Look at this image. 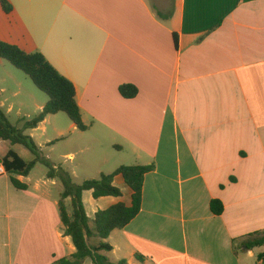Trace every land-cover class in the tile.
Masks as SVG:
<instances>
[{"label": "crops", "instance_id": "crops-1", "mask_svg": "<svg viewBox=\"0 0 264 264\" xmlns=\"http://www.w3.org/2000/svg\"><path fill=\"white\" fill-rule=\"evenodd\" d=\"M8 1L10 14L0 3V40L42 53L70 80L89 127L58 130L52 150L60 141L73 161L98 156L105 145L103 157L80 162L87 180L114 173L123 165L114 153L125 149L136 165L156 166L145 178L140 214L107 240L108 258L264 264V247H245L249 235L264 231V0ZM5 82L0 76L4 111ZM127 84L139 90L133 100L119 93ZM10 151L34 159L25 147L0 140V162ZM59 165L53 161L80 185L77 166ZM33 170L17 177L27 191L8 174L0 177V264H54L76 252L60 218L59 180L45 173L33 181ZM119 183L121 198L85 193L89 217L131 204V189L121 176ZM215 199L224 205L221 216L211 212Z\"/></svg>", "mask_w": 264, "mask_h": 264}, {"label": "trees", "instance_id": "trees-1", "mask_svg": "<svg viewBox=\"0 0 264 264\" xmlns=\"http://www.w3.org/2000/svg\"><path fill=\"white\" fill-rule=\"evenodd\" d=\"M246 2L256 0H245ZM1 7L6 14L13 10L8 0H1ZM6 61L17 70L26 74L38 90L48 97L43 111L30 121L24 120L22 128L11 124L9 117L0 105V140L8 141L12 145H21L27 148L34 156L30 162L23 160L14 151H10L2 159L12 185L22 191H27L28 185L17 177H28L37 164L41 163L48 169L49 179H58L62 182L64 191L59 201V212L64 227V234L70 237L76 252L68 257L56 261L54 264H83L91 259L93 264H127L125 260L111 261L107 254L112 252V246L107 242L110 235L116 230H123L141 212L143 203V187L146 176L156 168L150 165H122L114 173L102 174L99 179L86 180L80 185L72 182L70 175L61 168L44 161L41 148L26 134L27 131L37 129L48 116L64 113L81 132L89 127L82 120L81 109L76 101L74 84L54 68L47 58L40 52L26 53L19 47L7 44L0 40V62ZM122 98L135 99L139 90L134 85H122L119 88ZM117 176H121L131 189V204L118 203L105 210H98L94 217H89L84 200L85 193H90L94 200L102 198H121L122 192L114 185ZM234 180V179H233ZM70 199V206L66 201ZM211 212L221 216L224 205L220 200H212ZM248 250L264 247V231L248 236L245 242ZM139 261L144 257L137 255Z\"/></svg>", "mask_w": 264, "mask_h": 264}, {"label": "rangeland", "instance_id": "rangeland-1", "mask_svg": "<svg viewBox=\"0 0 264 264\" xmlns=\"http://www.w3.org/2000/svg\"><path fill=\"white\" fill-rule=\"evenodd\" d=\"M0 76L6 79V82L1 85L6 88V93L2 95L1 99L5 102V111L9 112L8 114H6L9 117L12 125L18 128H22L25 123L24 120L30 121L41 113L37 109V106L43 103H47L49 99L46 94L36 88V86L26 74L17 70L6 61L2 66H0ZM15 91H19L21 93L19 97H14ZM71 124L72 122L70 121L68 116L64 113H60L48 122L40 124L37 129L27 131L26 134L34 140L37 146L41 148V156L44 161L48 162L51 165H53V161H59V166L64 169L69 168L70 166H77L80 171V173L78 174L79 180H77V182H81L79 184H82L87 179L83 174V172L86 171V168L84 169L82 165L80 166V162L86 160L89 161L91 159L97 160L99 159L98 157H103V152H106L108 149L105 145H102V147L96 149L98 156H91V154H88L84 155L83 159H80V157L77 156L73 161L65 158V155L68 153V147L60 141L56 143V147L54 148V150H52V145L50 144L55 142L56 140H60L61 138L58 130L62 132H69L68 129ZM88 135L89 137L90 135L91 137L94 135L97 136V133L91 132V134ZM29 153L31 152L29 151ZM114 155V162L117 161L119 164L136 165L138 164L137 162H139L137 161L138 159L132 154V152L127 149L119 154L114 153ZM65 162H67V164ZM45 173H48V169L43 164L39 163L33 170L31 178L33 181H35ZM87 173H91L89 169ZM117 187L122 192H124V188L121 187L120 183ZM54 189L56 192V196L60 198L61 194L64 191L63 184L60 180L58 181V186H56ZM107 201L109 200H105L104 202L107 203ZM125 201L130 202V197H127V195H125ZM66 204L67 206H70V199L66 201Z\"/></svg>", "mask_w": 264, "mask_h": 264}, {"label": "built area", "instance_id": "built-area-1", "mask_svg": "<svg viewBox=\"0 0 264 264\" xmlns=\"http://www.w3.org/2000/svg\"><path fill=\"white\" fill-rule=\"evenodd\" d=\"M7 175V171L3 162H0V177Z\"/></svg>", "mask_w": 264, "mask_h": 264}]
</instances>
